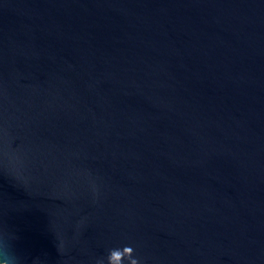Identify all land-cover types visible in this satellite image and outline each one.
I'll return each instance as SVG.
<instances>
[{
	"label": "water",
	"instance_id": "water-1",
	"mask_svg": "<svg viewBox=\"0 0 264 264\" xmlns=\"http://www.w3.org/2000/svg\"><path fill=\"white\" fill-rule=\"evenodd\" d=\"M264 264V0H0V258Z\"/></svg>",
	"mask_w": 264,
	"mask_h": 264
},
{
	"label": "clouds",
	"instance_id": "clouds-1",
	"mask_svg": "<svg viewBox=\"0 0 264 264\" xmlns=\"http://www.w3.org/2000/svg\"><path fill=\"white\" fill-rule=\"evenodd\" d=\"M0 264H13V259L9 256H5L4 258H0Z\"/></svg>",
	"mask_w": 264,
	"mask_h": 264
}]
</instances>
